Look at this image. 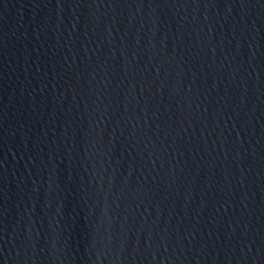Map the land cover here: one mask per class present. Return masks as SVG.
Instances as JSON below:
<instances>
[{"label":"water","instance_id":"95a60500","mask_svg":"<svg viewBox=\"0 0 264 264\" xmlns=\"http://www.w3.org/2000/svg\"><path fill=\"white\" fill-rule=\"evenodd\" d=\"M0 264H264V0H0Z\"/></svg>","mask_w":264,"mask_h":264}]
</instances>
